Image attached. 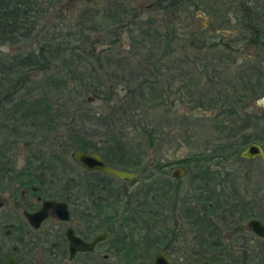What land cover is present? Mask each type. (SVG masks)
Masks as SVG:
<instances>
[{
	"label": "trees",
	"instance_id": "obj_1",
	"mask_svg": "<svg viewBox=\"0 0 264 264\" xmlns=\"http://www.w3.org/2000/svg\"><path fill=\"white\" fill-rule=\"evenodd\" d=\"M65 1L0 0V123L4 125L0 183L7 169L16 166L14 157L22 153V167L58 170L46 173V177H58L46 180L51 191L56 185L67 189L74 184L67 179L73 176L67 170L80 168L71 152L98 153L111 166L138 172L134 180L142 181L134 190L128 186L134 180L120 181L103 172H94V180L89 181L94 194L98 193L94 198L97 208L106 207L108 215L117 218L110 221L111 264H137L140 259L149 264L148 258L160 249L168 250L175 264H184L186 249L188 264H236L231 252L232 217L253 215L251 209L256 207L242 202L264 200V188L247 181L257 159L262 167L264 162L239 155L255 141L264 149V111L251 105L257 91H248L243 79L246 72L255 70L242 63L244 68L236 77L206 75L208 83L217 78L221 88L208 90V103L203 101L207 93L200 95L197 104L201 108L220 105L215 129L223 137L209 152L204 143L193 155L164 161L156 153L169 140L162 131V119H168L167 125L171 121L169 109L163 108L170 87L162 85L160 75L155 74L169 52L177 49L181 35L173 29L164 38L151 17L143 19L133 11L136 36L140 41L155 38V56L142 58L136 53L141 43L132 40L130 49L124 50L117 31L110 32V41L97 48L104 39L93 33L95 17L89 10L75 14L71 25L65 24L66 18L50 20L51 11ZM235 1L228 0L225 14L231 10L239 22L236 39L227 36V41L209 42L208 37L183 32L186 47L216 48L219 44L226 51L231 42L255 41L254 46L264 52V0H253L259 2L255 8L251 0L229 7L240 3ZM190 5L192 0H160L156 6L174 15L175 21ZM221 17L224 26L219 27L225 30L229 21L227 15ZM128 32L132 38V30ZM7 45L27 48L5 53L1 48ZM150 62L151 69L146 65ZM139 64L140 74L132 75ZM128 69L134 72L119 75ZM19 143L23 150L16 155ZM212 161L220 168L211 166ZM241 162L245 163L243 173L232 165ZM173 164L187 168L186 182L169 177L167 168Z\"/></svg>",
	"mask_w": 264,
	"mask_h": 264
},
{
	"label": "rangeland",
	"instance_id": "obj_2",
	"mask_svg": "<svg viewBox=\"0 0 264 264\" xmlns=\"http://www.w3.org/2000/svg\"><path fill=\"white\" fill-rule=\"evenodd\" d=\"M159 1L160 0H66L60 9H53L51 11L50 20L53 22H61L62 19L64 20L66 18L65 24L71 25L73 23L71 19L75 14L89 10L95 17L94 22H92L95 27L93 28V33L101 35L104 39L102 40L103 45L97 46V48L104 47V43L111 39L109 33L117 31L121 34L118 43L121 44L122 47H125L124 50L130 49L129 43L131 40L136 43H141L136 53L141 55L142 58H145V56L149 57L152 53L153 56H155L158 50V44L156 40H154V37H148L146 38L147 40L141 41L140 38H137V31L135 25H133L135 21L131 16L133 11L135 16L141 15L140 17L143 19L151 17V22L155 24L154 26L157 27L158 33H161L160 35L164 38L168 37L170 30L177 29L179 32L177 35H181L180 37L178 36L180 40L175 45L177 49L169 52V56L167 55L168 57L165 58L164 62L160 63L158 66L159 71L156 70L157 74H155L160 75L159 78L162 85L165 84L166 86V84H169L170 90L164 97L166 100L163 108L169 109L170 114L168 117L170 118L169 121L171 120L167 125L168 119H162V131L169 135V140L165 143L163 142L161 149L156 154L157 157L160 156L164 161H175L186 155L190 156L195 154L197 149L200 151L199 147L203 146L204 143H206V145H204L206 148L205 151L209 152V148L219 143L221 137H223L222 133H219L218 129H215V124L218 123L216 121V115L219 112L220 105L218 104V106L213 108H207L205 106L201 108L197 104L200 95L207 93L203 101L204 103H208L211 96L208 90L214 89L216 92L221 88V84L218 82L217 78H213L214 82L208 83L206 75L236 77L239 71L244 68L242 63H246L255 71L249 70L245 73V75L248 76L243 79L246 84H252L255 79L254 75L257 73L256 70H260L261 73H264V52L252 44H235L231 46L233 47L232 49L226 51H224L219 44L216 48L206 47L199 49L186 47V37L183 38V32L185 35L192 33L204 39L208 37L209 42L216 41L217 43L221 39L227 41V36L239 35L237 27L239 22L234 17V12L230 10L225 14L228 10V0H192V5H190L187 10L183 11L181 14L178 13L176 15L177 17H174L175 21L172 20L174 15L165 14L157 8L156 5ZM239 1L240 3L231 4L229 7L238 6L241 4L242 0ZM233 2L236 1L233 0ZM225 15H227L229 21L226 26L229 27H226L227 29L224 30L221 29L219 25L224 26V18L221 16L225 17ZM171 24H173V27ZM129 30H132L131 37H135L137 40L130 38ZM170 43L172 49L174 44L173 42ZM22 48L25 49L27 47L25 45H7L2 47L1 50L5 53H14L20 51ZM118 49L120 50V47H118ZM219 56H221V58H219ZM151 64L153 63L150 62L146 65L150 68ZM141 65L142 64H139L137 72L128 69L127 72L118 73L122 76L128 75L131 71L134 72L132 75H139ZM151 73L153 72L151 71ZM120 87L121 86H119V88ZM240 88H242L241 85L238 86V89ZM260 92L264 95V90H258L257 93L260 94ZM189 95H191V97H189ZM261 96L259 95L254 101L259 98L261 99ZM157 115L159 116V114ZM156 122H159V120L156 119ZM3 126L4 125L0 123V139L2 138L1 132H3ZM19 145L20 152H15L16 155L23 150L22 145L20 143ZM210 165L216 168L219 167L213 164V161ZM227 165L228 164H221L222 167ZM232 165L236 166L240 173L246 171L244 162L238 163V165ZM179 166L181 165L173 164L167 168L170 178L172 172ZM182 167L186 168L185 166ZM251 167L252 172L249 174V179L247 180L246 177H248V175L244 173V176H246L245 179L248 183L253 185L257 184L261 186V188H264V167L259 164L258 159L255 165ZM152 171L154 170L152 169ZM185 174L186 172L181 177L183 183L187 181ZM246 180L240 181L244 183L243 181ZM114 182L119 184L117 181ZM141 182V180H134L128 186H130V190H134L136 187L138 188V186H140ZM119 185L122 186V184Z\"/></svg>",
	"mask_w": 264,
	"mask_h": 264
},
{
	"label": "flooded vegetation",
	"instance_id": "obj_3",
	"mask_svg": "<svg viewBox=\"0 0 264 264\" xmlns=\"http://www.w3.org/2000/svg\"><path fill=\"white\" fill-rule=\"evenodd\" d=\"M258 3L250 1L254 8ZM231 37L237 38L236 35ZM254 42L249 44L254 46ZM231 43L235 45L236 41ZM254 78L252 84H246L247 90L252 93L264 90V75H254ZM257 92L254 99L263 95ZM254 99L251 105L260 109L255 105L258 99ZM20 155L22 157V153ZM20 155L14 157L16 166L7 169L6 175L1 178L4 183H0V264H111L110 221L117 218L110 217L106 207L102 210L97 208L94 198L98 193L94 194L92 184L89 185V181L94 180V172L101 171L88 170L77 163L80 168L67 170L73 174L67 179L74 184L67 189L64 186L60 189L56 185V190L51 191L53 188L45 182L58 177H46V173L58 170L22 167L20 165L24 160ZM46 201L66 204L68 218L60 219L53 207L47 208V215L42 218L40 212ZM243 203L256 208L251 209L254 211L251 216L232 217L231 252L236 264H264V236L257 235L249 226L253 219L264 225V200H248L241 205ZM69 232L84 244L91 243L99 234L106 235L92 249L77 250L71 256L70 241L67 238ZM187 250L184 253V264H188ZM158 252H164L166 258L175 264L173 256L164 249L151 254L149 264H154V256ZM141 260L137 264H148Z\"/></svg>",
	"mask_w": 264,
	"mask_h": 264
},
{
	"label": "water",
	"instance_id": "obj_4",
	"mask_svg": "<svg viewBox=\"0 0 264 264\" xmlns=\"http://www.w3.org/2000/svg\"><path fill=\"white\" fill-rule=\"evenodd\" d=\"M255 105L259 107L260 109L264 110V96L259 98L257 102H255ZM240 157L252 160L255 157H259L264 162V149L263 147L257 143L252 142L250 145H247L241 152ZM72 160H74L76 163H78L80 166L88 169V170H98L101 172H104L105 174H108L110 176H113L121 181H131L133 180L138 173L136 171H128L125 169L117 168L114 166H111L104 162L102 157L95 152H87L82 151L79 149H75L70 154ZM184 167H177L173 171V176L175 178H181L185 173ZM49 207H53L56 211V214L59 216L60 219L66 220L69 216L66 204L60 203V202H53V201H46L44 202V206L42 208V211L40 214L42 215V218H44L47 213L46 209ZM249 226L252 228V230L260 236H264V225L260 223L258 220H251L249 222ZM106 233L99 234L97 237L93 239V241L89 244H84L81 242V240L75 236H73L70 232L68 233V239L70 241V250H71V256L77 251V250H83L85 248L92 249L93 246L102 240L105 237ZM10 264V263H9ZM12 264V263H11ZM15 264V263H13ZM154 264H172V262L166 258L164 252H158L154 256Z\"/></svg>",
	"mask_w": 264,
	"mask_h": 264
}]
</instances>
